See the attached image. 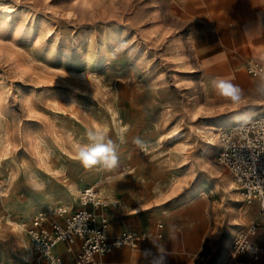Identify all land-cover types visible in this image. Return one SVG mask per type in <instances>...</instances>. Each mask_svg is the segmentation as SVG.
Wrapping results in <instances>:
<instances>
[{"label": "rangeland", "instance_id": "rangeland-1", "mask_svg": "<svg viewBox=\"0 0 264 264\" xmlns=\"http://www.w3.org/2000/svg\"><path fill=\"white\" fill-rule=\"evenodd\" d=\"M193 1L0 0L1 11H13L0 22V260L15 264L14 255L25 254L10 218L25 225L38 210L77 207L64 197L72 184L123 203L121 195L133 200L139 190L157 191L169 208L205 200L207 214L197 203L186 229L195 234L183 238L195 251L207 231L192 264L216 261L231 217L243 223L240 232L260 216L206 162L230 173L219 159L220 139L206 151L207 126L232 111L213 113L223 103L211 97V70L196 42L209 40L203 25L216 30L225 12L190 10ZM198 12L207 19L197 20ZM95 128L113 141L116 169H85L75 158ZM29 205L36 206L30 217L21 216Z\"/></svg>", "mask_w": 264, "mask_h": 264}, {"label": "crops", "instance_id": "crops-1", "mask_svg": "<svg viewBox=\"0 0 264 264\" xmlns=\"http://www.w3.org/2000/svg\"><path fill=\"white\" fill-rule=\"evenodd\" d=\"M191 5L190 10L199 12L212 10L225 12L218 18L220 21L214 22L216 30L209 31L208 28L210 27L205 22L207 26L203 25V27L207 29L206 33H208L209 40L202 46L197 39V52H200L202 59H204V67L211 70V81L217 78L230 80L233 84L238 85L245 94L238 104H232L218 95L211 85L212 99L223 103L213 113L221 114L237 108L240 110L245 107L262 106L258 103H264V98L258 97L254 93L261 77L251 75L247 71V65L251 61L264 62V0H195ZM199 12L195 16L197 20L201 17H205L206 20L207 16H203ZM222 16L224 17L222 18ZM225 104H228L229 107L224 108ZM230 107L231 109H229ZM258 111L262 112L254 116H263L264 106L260 107ZM151 193L152 191L149 190H139L133 200H128L124 194H117L118 197L119 195L124 196L126 202L123 203L118 198L117 204L111 203L103 208L102 212L109 219L111 237L118 236L124 230H144L149 234V238L137 248L122 246L105 255L102 258L104 264H192L194 262L193 256L200 250L207 231L200 246L195 251L185 249L184 245L187 243L183 238L185 234L192 236L195 234L193 230L189 232L186 229L189 225L188 222L197 217V203L201 204L204 213L207 214L205 200L199 199L191 203L180 202L169 208L168 205L159 203L160 196L157 191L152 193L153 195ZM113 200L116 199L110 201ZM133 201L137 204L135 207L130 205ZM120 202L124 206H120ZM139 203L145 206L136 209ZM252 204L258 205L260 209L258 202ZM161 223L163 224V237L158 238L156 233ZM181 228L184 229L181 231L182 240L179 242L178 231ZM251 239L255 244H264V227H260L257 234L253 235ZM28 252L29 256L14 255L17 257L15 264H37L29 248ZM56 252L62 256L67 264L74 263L76 251H68L65 244H59L56 247ZM30 255L34 260L31 259ZM240 257L243 259L251 258L250 254H241ZM225 259L217 258L213 264H222ZM257 263L264 264V256ZM38 264L50 263L43 260Z\"/></svg>", "mask_w": 264, "mask_h": 264}, {"label": "built area", "instance_id": "built-area-1", "mask_svg": "<svg viewBox=\"0 0 264 264\" xmlns=\"http://www.w3.org/2000/svg\"><path fill=\"white\" fill-rule=\"evenodd\" d=\"M247 69L253 76L264 77V62L251 61ZM219 139L220 161L230 171L245 201L259 203L261 216L235 235L230 254L222 264H258L264 256V244H255L251 237L264 227V115L249 117L222 130ZM111 203L117 204V200L104 198L95 186L88 185L81 191L77 207L62 204L52 211L34 214L26 233L35 263L47 260L50 264H67L56 252L61 243L68 251H76L73 264H104L102 258L116 248L139 247L149 238L144 230H124L110 236L109 220L102 210ZM162 227L159 224L158 238L163 237ZM241 254H250L251 258L243 259Z\"/></svg>", "mask_w": 264, "mask_h": 264}, {"label": "bare ground", "instance_id": "bare-ground-1", "mask_svg": "<svg viewBox=\"0 0 264 264\" xmlns=\"http://www.w3.org/2000/svg\"><path fill=\"white\" fill-rule=\"evenodd\" d=\"M12 13H13V11L11 9L6 8V9H4V11L0 10V18H1L0 22H2V23L8 22V20L11 18L10 16H12V18H13V15H11ZM11 30H13V29H11ZM15 31L16 30H14L13 32H15ZM187 80H188L187 83L190 82V80H191L190 77H188ZM259 109L260 108L251 106V107H245V108L237 110V111H232L231 114L227 117V119L219 120V121L217 120L214 124L208 125L207 130H206L207 131L206 136L210 140V143H209L210 145L208 146V149L206 150L207 154H210L215 149L214 145L216 144V141L219 139V135L222 132V130H224L226 128H231V127L237 125L238 123L242 122L243 120L262 112V111H258ZM174 135H177V132H176V134L174 133L173 136ZM206 160H207L206 162L209 165V169L212 172V174L215 175L217 178H221V181L224 184V189L226 191H229L230 195L232 197L239 200L241 198V191H240L238 184L233 179V177L230 176V173L228 171H226V169L223 170L216 163V161L213 162L210 159V157L206 158ZM105 177H107L105 174L101 175L102 180H105ZM81 191L82 190H80L79 187L76 186V184H72V185H70L69 190L66 193L67 196H64V197L67 199L72 198L75 202L78 203L79 202V195H80ZM106 193L109 194L108 191H106ZM100 194L102 196L105 193L102 194V192H101ZM35 208H36L35 205H29L21 213V216L30 217V213ZM138 208H141V205H138L136 207V209H138ZM10 221L12 223L14 230H15L16 244L19 247V249L21 248V250L25 253V254H23V256H26V252L28 251V248H29L28 247L29 242L27 241L28 238L26 236V225L28 223L24 225L22 222H19L17 220H13L12 218H10ZM231 221H232V223L225 230L224 234H221L220 247H219V252L217 254L218 258H221V257L226 258L228 256V254L231 251L230 243H231L232 239H234L235 235L239 232L240 228L243 226V223L240 222L239 217L233 216V217H231ZM108 229H109V221H108ZM29 250H30V248H29ZM15 251L17 253H19L18 249H15ZM0 264H8V262L3 259V260H0Z\"/></svg>", "mask_w": 264, "mask_h": 264}, {"label": "clouds", "instance_id": "clouds-1", "mask_svg": "<svg viewBox=\"0 0 264 264\" xmlns=\"http://www.w3.org/2000/svg\"><path fill=\"white\" fill-rule=\"evenodd\" d=\"M212 87L218 95L232 104H238L245 95L238 85L224 78L213 80ZM254 93L256 96L264 98V77H261V81L254 89ZM75 158L80 161L85 169L89 170L99 167L111 171L116 169L119 164L113 141L107 136L106 132L99 128L89 130L87 132V140L84 143L77 144V155ZM37 187H40V185H37Z\"/></svg>", "mask_w": 264, "mask_h": 264}, {"label": "snow or ice", "instance_id": "snow-or-ice-1", "mask_svg": "<svg viewBox=\"0 0 264 264\" xmlns=\"http://www.w3.org/2000/svg\"><path fill=\"white\" fill-rule=\"evenodd\" d=\"M69 15H71V14H69Z\"/></svg>", "mask_w": 264, "mask_h": 264}]
</instances>
